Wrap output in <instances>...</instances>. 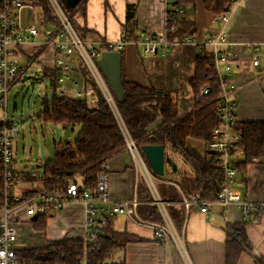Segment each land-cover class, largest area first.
Here are the masks:
<instances>
[{"label": "built area", "instance_id": "2783aa9c", "mask_svg": "<svg viewBox=\"0 0 264 264\" xmlns=\"http://www.w3.org/2000/svg\"><path fill=\"white\" fill-rule=\"evenodd\" d=\"M41 0H0V106L3 107L5 117L0 120V264H38L27 261L17 255L13 243L18 238L16 223H28L33 227L32 218L36 216L46 218L47 221L55 219L63 208L69 203H82L85 211L84 227L80 240L84 242L85 256L83 264H86L87 249L92 245L99 235L98 227L104 223V216L122 215L138 224L149 227L154 235L161 242L173 241L186 264H193L182 236L177 231L175 224L168 212V201L161 198L157 183L165 182L173 184L180 189L179 184L168 177L173 171L168 170L164 175L154 173L143 156L137 143L131 138L125 129L124 122L118 112L116 98L112 89L98 65L102 50L95 43L87 45L81 40L75 30L69 9L66 8L63 0H46L50 5L53 14L58 20L57 25L43 21L42 8L37 4ZM174 1V0H173ZM236 3V0L233 1ZM230 6L217 16L221 24L220 31L211 36L207 41L198 42V52L208 57L212 65L209 81H216L220 88L217 97L216 116L219 125L212 132V139L204 154L209 161H218L223 169L224 177L221 182L217 200H200L196 197L186 195L181 189L182 199L175 201L176 205H182L186 209L192 206L200 208L202 212H208L211 205L219 203L223 206H236L242 215L263 214L264 202L246 200L238 191L233 188L234 180L238 174L237 167L231 161V155L236 151L237 143L241 139V131L237 128L239 121L235 115L234 98L237 95L239 86L231 81L232 62L236 58L233 51L234 42L227 39L225 27L230 20ZM182 8L174 7L172 11H165V26L162 32L155 36L144 38L143 35L136 40L138 44L144 45L145 54H156L160 46L168 45L167 33L176 27ZM171 22L169 27L167 24ZM193 42V39H187ZM129 39H121L118 42H104L109 50L122 51ZM33 45L34 50L28 55L25 47ZM247 48L256 51L264 44L247 43ZM207 47H210L207 50ZM50 48L52 68L58 69L57 90L60 96L70 95L76 98L93 99V86L86 84L79 70L80 61L86 66L97 86L101 90L107 103L113 110L124 134L127 150L135 160L137 176L141 174L149 192L151 193L150 203L157 206L161 221L145 220L137 212L140 201L122 199L114 201L109 194V178L107 174L101 173L97 184L93 189H84L81 179L78 176H71L63 182L51 186H44V175L33 176L28 181L22 180L16 169V160L13 156L14 137L20 132V123L10 121L6 115L7 96L10 89L20 79L29 76L36 78L43 75V70H31L33 62H38L43 50ZM27 58V64H22L21 59ZM45 61V58H41ZM253 65L260 63L259 53L254 55ZM39 63V62H38ZM44 64L46 65L47 62ZM210 92L208 85L200 89L196 99H202ZM114 106V107H113ZM115 113V112H114ZM24 172V171H22ZM29 173V172H27ZM17 181L35 184L32 189H20L15 191ZM137 182V179H136ZM69 239H75L74 235ZM47 242H52L47 240ZM46 242V243H47Z\"/></svg>", "mask_w": 264, "mask_h": 264}, {"label": "crops", "instance_id": "0c3cea01", "mask_svg": "<svg viewBox=\"0 0 264 264\" xmlns=\"http://www.w3.org/2000/svg\"><path fill=\"white\" fill-rule=\"evenodd\" d=\"M178 1L88 0L86 16L78 13L75 18L79 24L97 32L98 36L105 40L104 42H118L121 39H128L124 38L123 31L127 5L132 4L137 7L135 25L131 31L127 30L128 35L139 38L141 35L146 38L162 32L166 23L165 11H172L174 7L182 8L183 12L179 16L175 29L167 33L166 47L160 46L156 54H145V46L138 44L136 40L139 38H137L127 42L122 50L124 79L136 82L143 87H154L171 93L176 99L178 115L181 118L195 109L196 96L190 80L195 74L199 53L196 44L204 43L220 31L221 24L217 21V16L230 6V20L226 24L225 33L227 39L235 44L232 49L236 58L232 62L231 76V81L239 86L234 98L235 115L239 122L263 120L264 47L260 46L256 51L252 47L247 48L244 44H264V0H236V3L232 0L221 13L207 10L204 0H196L194 13L190 5H181ZM187 17L195 19V35L193 37L185 35L181 39L170 40L169 36L181 27V21ZM171 24L169 21L167 25L170 27ZM178 34L179 31L175 33V35ZM190 38L193 42L187 40ZM34 49L33 45H28L25 47V52L29 55ZM209 49L210 47H207V50ZM51 53L50 48L43 50L40 59L45 58L44 62L47 64L38 60L39 69L37 70H43V75L33 79H43L45 70L53 69ZM257 53H259L260 63L254 66L252 59ZM27 62L28 59L26 64ZM28 78L29 76H26L24 79ZM90 103L95 104V98ZM205 153L203 149L202 154ZM242 158L240 150L231 155L233 164ZM174 163L175 169L172 164L165 165V173L168 170L173 171L172 176L168 175L169 178L177 183L184 181L186 174L189 173L185 162L184 164L180 161ZM107 171L104 174H107L109 178V194L112 200L136 197L140 201L139 205L151 204V199L138 198L137 185L141 176H137L135 160L127 149L107 161ZM233 188L246 200L264 202V157L248 164L245 171L238 170ZM184 214L181 228L176 225L175 227L182 236L183 244L193 264H226L227 224L244 223L253 253L264 258L263 214H248L244 217L236 206H223L219 203L211 205L208 212H202L196 206L189 209L184 207ZM139 216L143 218L140 214ZM84 218L85 211L82 203H69L55 219L47 221V229L39 234L46 237V242L47 240L59 241L72 235L75 239H79L84 227ZM115 227L120 231H126L134 238L127 243L121 254L126 264H186L176 244L173 241L161 242L149 227L122 215H117ZM237 264H256V262L250 254L244 252L240 255Z\"/></svg>", "mask_w": 264, "mask_h": 264}, {"label": "trees", "instance_id": "16d2710c", "mask_svg": "<svg viewBox=\"0 0 264 264\" xmlns=\"http://www.w3.org/2000/svg\"><path fill=\"white\" fill-rule=\"evenodd\" d=\"M231 1L204 0V6L207 10L221 13ZM87 2L88 0H79L76 6L68 11L72 24L87 47L90 43H95L102 51L109 50V47L104 44L105 40L98 36L97 32L79 24L75 18L78 12L86 16ZM178 3L190 5L194 13L196 0H179ZM37 4L42 8L43 21L57 25L58 20L48 2L41 0ZM136 9L137 7L132 4L126 7V23L123 31L125 32L124 38L130 41L139 38L128 35L135 25ZM181 24V27L179 26L180 28L169 36L170 40L181 39L185 35L192 37L195 35L194 18L187 17L181 21ZM177 31L179 34L175 35ZM121 52L123 55V51ZM211 65L212 62L208 57L198 53L195 74L190 84L196 97L200 89L206 85L210 87V92L202 99H196L194 111L184 117H179L177 102L171 93L154 87H143L136 82L127 81L124 77L123 101L119 102L115 98L119 114L143 156L141 148L145 144L163 145L165 152L170 150L179 154L192 169L191 175H186L184 181H178L180 189L186 195L200 200L215 201L223 181V169L218 161H209L192 144V141L197 142L207 152L212 132L219 125L216 110L220 88L216 81H209L213 73L207 67ZM78 71L86 84L95 88L93 95L95 104L93 105L85 97L58 95L57 68L46 69L42 77H51L54 94L52 100L45 99L39 117L56 124L81 126V131L74 144L69 142L59 144L55 148L54 159L40 166L44 175V186H51L71 176H78L84 189H93L99 175L108 172L107 161L127 149V143L115 113L81 61ZM158 118H162L163 125L153 131H147V127ZM237 128L241 131V139L237 143L236 151L240 150L243 158L234 165L240 172H243L248 164L264 157V119L239 122ZM164 158L168 165L172 164L173 169L176 168L175 163L169 157L166 159L165 155ZM20 176L24 181L33 179V176L27 172H21ZM137 186L138 198L150 200L151 195L143 178H139ZM157 187L162 199L169 202L167 208L174 224L181 228L185 218L184 207L174 203L182 199L180 189L164 182H159ZM138 212L143 218L161 220L160 212L154 204L139 205ZM116 217L117 215L104 216V223L98 227V237L87 249L86 264H126L121 254L127 243L134 238L126 231H120L115 227ZM33 227L37 233L45 232L47 219L39 217L33 222ZM226 233V264H237L240 255L244 252L250 254L256 264H264V258L253 253L244 223L227 224ZM84 254V242L80 239L69 238L47 242L40 248L17 250L20 258L38 264H83Z\"/></svg>", "mask_w": 264, "mask_h": 264}, {"label": "rangeland", "instance_id": "374dc122", "mask_svg": "<svg viewBox=\"0 0 264 264\" xmlns=\"http://www.w3.org/2000/svg\"><path fill=\"white\" fill-rule=\"evenodd\" d=\"M20 61L22 64H26L27 58L25 57ZM30 69H39V63L33 62ZM53 94L54 88L50 77L43 79L22 78L14 84L8 93L6 117L10 121L20 123L21 125L20 132L14 137L13 142V156L16 160V169L18 171L29 172L35 176L40 175L42 173L40 166L48 160L54 159L55 148L59 144H65L67 142L74 144L81 131L80 125L56 124L39 117L41 116V109L44 107V99L52 100ZM114 109L116 114V108L114 107ZM4 117V109L0 106V120ZM125 129L127 130L126 126ZM192 144L201 154L203 153L202 145L195 141H192ZM164 154L166 155V159L169 157L174 162H184L179 154L170 150H167ZM185 164L189 171L186 175H191V167L186 162ZM165 165L168 166L167 161ZM139 175L141 176V174ZM14 187L15 191H20V189L25 188L32 189L35 187V184L17 181ZM16 228L19 235L13 243L15 248H40L46 243V237L36 233L30 224L16 223Z\"/></svg>", "mask_w": 264, "mask_h": 264}, {"label": "water", "instance_id": "95a60500", "mask_svg": "<svg viewBox=\"0 0 264 264\" xmlns=\"http://www.w3.org/2000/svg\"><path fill=\"white\" fill-rule=\"evenodd\" d=\"M79 0H63L67 9H72L76 6ZM98 65L107 79L115 97L119 102L123 101V55L118 50H103ZM163 125L162 118H158L147 127V131H153ZM142 151L152 169L158 175L165 173V149L163 145L145 144L142 146ZM36 220V216L32 218Z\"/></svg>", "mask_w": 264, "mask_h": 264}]
</instances>
